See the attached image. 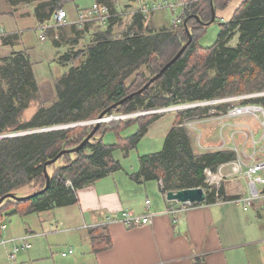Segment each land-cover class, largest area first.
Segmentation results:
<instances>
[{"label": "trees", "instance_id": "1", "mask_svg": "<svg viewBox=\"0 0 264 264\" xmlns=\"http://www.w3.org/2000/svg\"><path fill=\"white\" fill-rule=\"evenodd\" d=\"M94 1L108 5L111 11L116 10L117 0ZM230 1L186 0L176 27L151 28L147 22L153 13L145 18L136 12L127 30L118 36L113 34L112 25L121 21V17L112 19L105 30L90 38L83 50H75L73 45L86 38L91 24H71L69 35L60 30L62 27L47 29L44 36L51 37L56 49L53 62L69 69L49 82L55 94L42 99L43 84L37 82L27 54L11 51L3 57L0 64V82L5 83V86L0 85V197L8 193L24 196L43 189L46 185L44 163L61 150L77 146L94 124L4 135L96 119L103 109L141 88L187 42L185 19L192 40L181 56L145 90L113 108L108 115L211 100L231 93L264 92V0H243L228 21L220 22L213 45L200 47L197 43L198 34L206 28L202 23L210 20L211 4L216 19V10L224 9ZM8 2L11 6L35 4L34 16L38 25H43L48 24L52 15L68 1ZM234 39L235 44H232ZM3 40L5 44L14 45L18 39L6 35ZM62 46H66V50L60 53L58 50ZM34 101L39 105L25 119L22 113ZM247 102L264 108V95ZM206 111L207 108L201 107L177 111L161 149L138 156V170L129 175L130 179L136 182L161 180L160 190L164 193L200 187L205 193L204 202L213 203L215 192L205 182L204 169L215 170L218 165L233 160L235 154L227 150L195 153L187 129L181 125L183 121L201 118ZM156 114L143 121L135 118L132 122H102L82 149L64 153L46 166L49 184L45 190L27 200L8 198L0 204V226L4 214L23 216L74 204L78 189L121 169L119 161L112 156L113 150L120 147L126 155L135 148L148 125L158 117ZM132 123L138 125L136 132L121 138L119 144L102 142L101 136L106 131L118 132ZM222 189L219 190L221 195ZM89 233L94 252L111 244L104 226L94 227ZM194 264L204 263L196 258Z\"/></svg>", "mask_w": 264, "mask_h": 264}, {"label": "crops", "instance_id": "2", "mask_svg": "<svg viewBox=\"0 0 264 264\" xmlns=\"http://www.w3.org/2000/svg\"><path fill=\"white\" fill-rule=\"evenodd\" d=\"M131 1L129 2L132 3ZM242 1H234L229 10L228 7L221 11L216 10L218 15L222 12L219 17L223 20L220 21H228ZM34 7L30 16L37 23ZM48 38L51 42V37ZM20 40V45L15 43L14 48L20 46L19 51L22 50L28 55L23 48L22 39ZM11 51L13 50L9 52ZM55 53L56 49L54 55ZM161 119L158 118L152 125H148L150 127L147 128V132L152 126L159 124ZM239 121H247L253 128L255 127L248 116L241 117ZM173 122L174 115H169L168 119L160 124L163 131L159 135L164 138ZM213 122L203 123V133L215 134L214 137H217L218 127H210L211 124H208ZM201 138L203 139L202 136ZM192 144L194 152L197 153L196 142L193 141ZM202 144L203 148H207L206 144L213 143L201 140L200 145ZM134 172L123 170L121 166L118 171L78 189L77 201L72 205L31 212L23 216L14 214L13 216H19V219L15 220L11 231H8V226L1 222L5 228L0 231V236L7 237L5 239L23 234L31 235L28 238L30 247L18 251L14 262L16 264H194L196 258H201L204 264H264V198H257L248 203L231 200L232 197L249 194L245 180L239 179V183L236 180L226 181L222 187L223 196L226 197L224 201L214 200L213 203L207 204L204 200L195 203L192 207L185 205L181 212L172 215L164 214L169 202L165 193L160 190L158 181H133L129 175ZM147 199L148 209L145 207ZM172 202L182 208L180 203H176L177 201L172 200ZM125 210L139 214L147 211L153 213L152 223L136 226H125L119 222L105 223L108 216L120 215ZM98 226L106 228L111 244L103 250L94 252L89 231ZM0 248H3L2 256L9 264L10 247ZM70 248L73 252L63 256L62 252Z\"/></svg>", "mask_w": 264, "mask_h": 264}, {"label": "rangeland", "instance_id": "3", "mask_svg": "<svg viewBox=\"0 0 264 264\" xmlns=\"http://www.w3.org/2000/svg\"><path fill=\"white\" fill-rule=\"evenodd\" d=\"M68 1V2H67ZM156 2H160L162 0H155ZM175 1V0H173ZM182 1V0H181ZM234 1L238 0H231L228 5L224 8L229 10L231 9V6ZM65 7L63 9L66 11L68 15L69 20H76V9L79 8H85L90 6L94 0H66ZM184 3V1H182ZM117 9L119 12L123 14V18H121V21H116L112 25V31L113 34L116 36L121 35L123 32H125L130 25L131 22V16L136 13V7L133 3H130L128 0H117ZM186 3V1H185ZM35 4H20L18 7H11L9 2L7 0H0V64L1 59L3 57H6L10 55L11 53L9 52L10 50H20L21 47L18 46L14 48V45L11 44H5L3 40V36H14L15 38L17 37V45H20V39H22L23 42V48L26 49L28 53V57L30 58V61L32 62V67L33 71L36 75L37 82L39 84H43L41 88V94H40V99H42L43 96L50 95L53 96L55 94L54 86L49 84V82H52L54 79L60 78L67 70L69 67L65 66H59L55 62L51 61V58L54 55L55 48L52 46L50 39L47 37L43 42L39 40V34H40V26L38 25L35 20L33 19L31 13L33 12V7ZM221 9V10H224ZM220 10V11H221ZM183 7L178 6L174 10V13H171L169 9H161L155 13H153L150 17V20L147 22L149 24L148 26L151 28L158 29V27L161 26H167L170 27L173 25L172 21L177 20V25L179 23L180 16L182 14ZM222 13V12H220ZM216 14V19L209 25H206V28L204 32H201L197 36V43L200 47H209L215 43L217 40L219 31H220V19L221 17ZM4 15V16H3ZM147 18V16H145ZM151 20L154 21V24L151 22ZM225 22V21H223ZM65 24L64 26H55L54 21L51 20L48 24H43V25H49L50 28L53 29H58L62 27L66 35H69V28L71 25ZM154 25V26H153ZM156 26V27H155ZM174 26V25H173ZM90 28L89 33L87 34L86 38H83L78 41L77 44L73 45V49L75 50H83L85 45L89 42L90 38H93L95 36L96 32L103 31L107 28V26H101V25H89ZM237 39V36H236ZM235 39L232 41V44H235ZM3 45V46H2ZM6 45V46H5ZM11 47H9V46ZM68 48V47H67ZM66 50V46H62L58 51L60 53H63ZM22 51V50H21ZM15 52V51H14ZM55 57V55H54ZM142 69H144L142 67ZM4 85V82H0ZM264 95V92H259V93H243V94H236V93H231L227 95L226 97L235 98L239 97L236 99H231L230 103L238 104V105H245V104H254L247 102V100L257 97V96H262ZM243 97V98H240ZM190 103H183V104H177V105H168L166 107L172 108L173 106H182L179 110L187 109L190 108ZM230 103H225L226 106L230 105ZM38 101L31 102L29 107L22 113L23 117L25 119L29 118L31 114L36 110L38 106ZM201 108H206L207 106H200ZM152 110H138L136 112L130 113V114H111L108 115V117L114 118L112 120H107V122H115V121H122V122H132L135 118H139L140 121H143L145 117H149L150 115H154ZM178 110V111H179ZM177 110L170 109V110H162L159 111L156 115L158 117L155 119L157 120L158 118H162L159 122V124H156L152 126L148 132L140 139L138 142L137 146L133 149H130L128 153L125 155V152L122 150V148L117 147L113 150L112 156L115 160H118L120 165L122 166L123 170H126L130 172L131 170L134 172L135 170H138V156L142 154H147V153H152L159 151L162 147L163 140L164 138L160 136L159 134H162L163 127L160 126L161 123L166 121L168 119L169 115H176ZM164 114V115H163ZM120 115H127L123 117L122 119H116V116ZM246 117V116H245ZM256 117V118H255ZM255 117L249 116L253 123H254V128L246 121V122H241L239 121L240 117L237 118H223L217 120V122H213L216 120H210L209 118H206L205 115H202L201 118H194L196 120L195 123V129H190L187 127L188 125L186 123L190 122V120H186L182 122V126L187 129V132L192 140L195 142H199L197 139H199V134H200V142L201 140L206 141L207 143H213V144H206L207 148H198L197 146L195 147L197 154H201L207 151H213L212 147L216 144L217 146L220 147H226L231 145L232 143L240 144L241 141L244 139L243 135L237 134L234 136L233 140L230 138V133L235 129L236 125H243L244 128H252L254 132L258 131L259 134L264 131V122L258 113ZM142 118V119H141ZM147 119V118H145ZM204 120L203 122L199 120ZM153 120L150 124L155 121ZM192 120V119H191ZM106 122V123H107ZM201 122V123H200ZM205 122H213V123H208L211 124L210 127L217 126L218 127V135L217 137L214 135H205L203 133V123ZM91 124V123H90ZM149 124V125H150ZM88 124H82L80 126H85ZM150 127V126H149ZM148 127V128H149ZM225 127V130H224ZM67 128V127H66ZM138 128V125L135 123H132L130 125H127L126 127L120 129L118 132L114 130H108L101 136V140L103 143L106 144H119L121 138H125L133 133L136 132ZM216 128V127H215ZM222 128V129H221ZM202 130V131H201ZM221 130V131H220ZM190 131V133H189ZM226 132V133H225ZM15 133L7 134V136H12ZM203 137V139L201 138ZM206 138H205V137ZM236 137V138H235ZM99 138V137H98ZM194 139V140H193ZM203 145V144H202ZM209 146V147H208ZM207 149V150H206ZM220 149L219 147L216 148ZM244 151L249 152V148L245 147ZM152 183V182H151ZM14 214H4L2 216V223H5L8 226V231H11L15 225V220L19 219V216H13ZM7 238V237H4ZM10 247V252L12 251V246L7 245V247ZM4 250L3 248H0V264H7L5 261V257L3 258V253Z\"/></svg>", "mask_w": 264, "mask_h": 264}, {"label": "built area", "instance_id": "4", "mask_svg": "<svg viewBox=\"0 0 264 264\" xmlns=\"http://www.w3.org/2000/svg\"><path fill=\"white\" fill-rule=\"evenodd\" d=\"M136 7V12L141 14L143 17L148 16L152 12H157L161 9H169L171 13H174V10L178 6H185L182 1H173V0H162L160 2H156L155 0H133L132 2ZM118 5V3H117ZM115 11H110L108 5L94 1L90 6L78 9L76 12V20H69L66 11L62 8L57 10L52 15V20L54 21L55 26H64L65 24L70 23L78 26H82L85 24L91 25H101L108 26L112 19H118L119 17L123 18V14L121 11L117 9ZM174 25L177 24V20L172 21ZM49 25H41L40 26V34L39 40L44 41L46 37L44 36V32L49 29ZM239 97L231 98L236 99ZM243 98V97H240ZM229 97H219L216 99L205 100V101H197L190 104V108L207 106V111L204 114L206 118L210 120H218L223 118H237V117H245L252 116L255 117L258 113L260 114L263 122H264V108L258 104H245L238 105L234 103H230L231 100ZM225 103H230V105L225 108H220L221 105H225ZM167 110L174 109L179 110L182 106H173L172 108L166 107ZM163 109H155L152 111L153 113H158ZM196 118V117H195ZM256 118V117H255ZM107 122V121H103ZM196 120L192 119L190 122L186 123L190 127V129H195ZM92 124V123H91ZM222 129V128H221ZM221 131V130H220ZM237 134L243 135V140L238 145L235 142L226 147L215 146L212 149L213 151L217 150H227L231 151L235 154V158L231 161L222 163L217 166L215 170L210 168L204 169V176L206 184L214 190L215 192V202H221L226 200L223 195L219 193V190L223 187V184L228 180H236L239 183V179H243L246 182V186L249 190V194L247 196L242 197H232L231 200L237 202L248 203L251 200L257 198H264V131L260 134L258 131L254 132L252 128H244L243 125L239 124L235 126V129L230 133V138L233 140L234 136ZM236 138V137H235ZM199 142H196L198 148H203V145H200ZM219 147L220 149L216 148ZM248 147L249 152L244 151V148ZM67 184H70V181H67ZM159 186H162V181L158 180ZM166 197V192H165ZM176 201V200H175ZM168 205L164 210V214H172L176 215L178 212H181L185 205L192 207L195 205L193 202H176L182 205L181 207H177L176 204H173L172 200H168ZM145 207L148 209L149 200H145ZM153 213L145 212V213H135L130 210H125L120 215L114 214L108 216L105 220V223H114L119 222L124 224L125 226H136V225H148L152 223ZM5 226L1 224L0 230L4 229ZM30 234H23L21 236L12 237L9 239H5L0 236V247H5L7 245L12 246V251L8 253L9 264H16L14 262L15 254L23 249H27L30 247V243L28 238ZM73 252V249L70 248L64 252L62 255L65 256Z\"/></svg>", "mask_w": 264, "mask_h": 264}, {"label": "water", "instance_id": "5", "mask_svg": "<svg viewBox=\"0 0 264 264\" xmlns=\"http://www.w3.org/2000/svg\"><path fill=\"white\" fill-rule=\"evenodd\" d=\"M211 17L210 20L207 21L206 23H202L205 25H209L210 23H212L215 19V10L211 4ZM183 26L185 29V32L188 36V40L185 44L182 45V47L176 52V54L156 73L154 74L152 77L149 78V80L141 87L139 88L137 91L130 93L128 95H126L125 97H123L122 99L114 102L113 104L109 105L107 108L103 109L99 115L97 116L96 119L90 120V121H85V122H77V123H71V124H65V125H58V126H54V127H50V128H41V129H34V130H29V131H25V132H19V133H15L14 135H21V134H28V133H32V132H39V131H44V130H50V129H62V128H66V127H71V126H76V125H82V124H87V122H90L93 125V128L89 131V133L86 135V137L75 147L70 148V149H63L60 152L57 153V155L55 157H53L52 159H49L46 163H44L43 165V171H44V175L46 178V185L43 189L34 192L32 194H28V195H24V196H17L13 193H8L6 195H3L2 197H0V204L5 200V199H14V200H27L30 197H32L33 195L37 194L38 192H41L43 190H45L49 184V177H48V173L46 171V166L49 164L54 163L62 154L64 153H73V152H77L80 149L83 148V146L86 144V142H88L95 134V132L97 131V129L100 127V124L103 121H107L108 119V113L115 108L116 106L124 103L126 100H128L129 98H131L134 95L140 94L143 90H145L150 83L154 82L156 79H158L163 73L164 71L171 65L173 64L183 53V51L185 50V48L187 47V45L191 42L192 40V36L186 26V19L183 21ZM162 109V108H161ZM159 110V109H157ZM7 136V135H4ZM9 136V135H8ZM166 199L168 200H176L177 202H193V203H201L205 200V193L204 190L200 187L198 188H187V189H181V190H176V191H167L166 192Z\"/></svg>", "mask_w": 264, "mask_h": 264}, {"label": "bare ground", "instance_id": "6", "mask_svg": "<svg viewBox=\"0 0 264 264\" xmlns=\"http://www.w3.org/2000/svg\"><path fill=\"white\" fill-rule=\"evenodd\" d=\"M131 2H133V1H131ZM111 11V10H110ZM152 13H155V12H152ZM151 14V13H150ZM173 23V22H172ZM174 25V24H173ZM175 27L177 26V24L176 25H174ZM161 109V108H160ZM162 109L163 110H167V108L166 107H162ZM125 116H127V115H120V116H116V119H122L123 117H125ZM112 119H114V118H111V117H108V119L107 120H112ZM87 124H90V122H87ZM89 126V125H88Z\"/></svg>", "mask_w": 264, "mask_h": 264}]
</instances>
